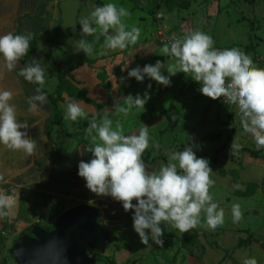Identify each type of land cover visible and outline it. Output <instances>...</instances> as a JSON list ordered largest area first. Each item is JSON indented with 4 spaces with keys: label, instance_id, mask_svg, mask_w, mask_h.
I'll return each instance as SVG.
<instances>
[{
    "label": "crops",
    "instance_id": "0c3cea01",
    "mask_svg": "<svg viewBox=\"0 0 264 264\" xmlns=\"http://www.w3.org/2000/svg\"><path fill=\"white\" fill-rule=\"evenodd\" d=\"M62 1L0 0V35L8 32L14 34L31 33L34 37L30 42L28 55L21 58L13 71L4 70L0 74V90H8L13 93V99L10 103L15 105L17 119L21 122L25 120L28 122L29 138L36 143L34 154L31 156L26 155L22 150L12 151L0 145V175L4 177V180L0 181V190L5 192L13 190L25 196L38 194L46 200L49 208L55 206L58 210L52 214L53 218L78 203L92 204L100 210V223L110 227L117 224L118 220L127 219L132 210L125 212L120 202L111 197H101L90 192L85 187L84 179L78 176L79 161L87 162L92 158V154L86 151L87 145L82 141V134H86L85 129L88 126V121L86 119H79L78 122L65 120L67 103L69 101L78 103L88 119H91L94 113L98 114V118L101 119L107 115L113 121V128L115 122L119 120L123 124L124 133L139 130L144 123H148V133L150 131L155 133L154 136L151 134L149 136L160 141V130L168 128L164 134V139L169 140L175 137L180 140L181 151L186 144L192 146L199 158L204 152L211 153L216 147L225 143L221 142L223 134L228 129L229 123L233 125L232 122L236 120L235 117L239 118L236 116L238 108L235 105L221 104L202 95L198 90L200 85L190 77H186L182 72L170 77L171 85L168 87L160 85L148 77H145L142 83L132 78L133 83L126 85L119 83L118 77L122 75L121 77L126 78L127 70L131 66H133L132 68L136 67V59L139 57L143 59V66L155 64L156 60L164 62L165 69H162V74L168 75L166 67L175 63V58L164 55L162 53L163 47L157 43L153 36L156 16L162 13L160 12L162 7L164 8L162 10L166 9L173 13L185 15L182 19L175 18L174 26L170 27L165 22V16L162 13L163 22L169 31L173 29V31L178 32L179 30V34L182 36L188 32L200 30L213 38L214 48L220 50L238 48L250 56L254 65L259 68H264V46H261L264 37L258 34L259 27L256 20L243 25L242 29L237 26L233 28L229 25L226 31H220V34H216L213 29L216 22L212 18L213 16L219 17V13L222 11L220 2L214 4L217 0H200L197 7L192 6L194 0H178L174 4L170 0H158L162 7L158 9L157 3V8L151 10L141 4L139 7H135L131 0H75V12L80 11V16L83 18L88 17L85 11L87 5H91L92 11L99 2L103 5L115 4L118 9L124 7L129 12L127 17L122 18L127 26L126 30H130L133 26L141 30L139 40L135 45L129 44L124 50H113V53L109 52L111 49H106L101 54L93 51V54L86 58L85 53L79 51L77 47L81 38L74 33L75 29L62 33L65 27L62 20V15L65 14ZM247 1L254 2L253 0ZM82 6L83 10L81 9ZM77 8L78 11H76ZM187 18L191 20L188 27L185 25ZM222 36H228V38L223 39ZM93 58L95 60L92 61ZM33 59L45 69V83L42 91L47 94L48 102L39 105L35 111H29L28 98L36 95L35 90L39 85L27 82L24 77L19 75V71L31 64ZM123 67L124 70L122 71ZM57 69L69 70L72 75L71 79L77 81L80 87H86L90 98L104 105L97 108L90 102L76 100L65 93L64 100L60 102L64 125L55 124L51 134H49L53 104L48 93L54 92L59 84ZM117 70L121 71L119 75H117ZM149 83L152 85L150 89L147 87ZM145 91L149 92L150 99L144 108H133L126 117L123 114H116L114 104L126 106L125 98L128 94L135 96L139 93L143 95ZM171 104H173L172 108L166 113L165 118L160 121L159 125H154V120L160 114L159 112H165ZM21 130L24 131V129ZM232 131L234 130L232 129ZM216 133H221L220 140L208 138V135ZM246 136L253 139L251 135ZM89 143H91L90 138ZM228 144L229 147L225 149L219 164L211 172V179L214 184L210 190L213 195L220 199L222 187H225L229 182H234V176L231 175L230 171L238 165L246 167V170L236 168L241 170L238 184L240 187L245 186V188H238L240 193L244 195L245 184L255 182L257 189L252 191L250 197L255 202L259 199L264 201V159L253 156L248 150L238 151L236 155H231L229 152L231 143ZM241 147L256 149L255 145L254 147ZM260 151L264 154V148H261ZM245 153H248V156L243 158ZM147 154L143 153L142 159L145 160L147 170L151 172L154 168L153 164L150 163L152 159H145L144 155ZM224 159L228 160V163H223ZM219 168L226 170V173L229 170L228 175L217 173ZM248 169L253 170L251 172L256 173L257 177L249 173ZM237 187L235 186V192H237ZM133 203L135 204L136 201L134 200ZM111 204L114 205L113 208L110 207ZM255 209L257 211L251 212L248 218H242L238 223L232 221L234 226L230 225L229 222L226 223L227 225L220 226L224 227V231L220 234L221 239L219 241L223 242L224 234V239H227L226 242L232 240L230 248H237L236 250L239 252L236 257L240 262H243L245 255L249 258V253H244V250H247L250 252V258L257 260V264H264V220L262 219L264 210L262 206H255ZM200 228L207 229L203 226L196 227V231L199 233L198 239H200L201 234ZM248 238L250 242L239 245L241 240ZM222 244L224 245V243ZM227 245L223 254H216L215 251L211 250L206 251L203 260L207 263L206 258L209 255L212 256L211 264H215L216 259L218 261L225 260L230 255ZM229 261L232 264L235 263L231 257H229Z\"/></svg>",
    "mask_w": 264,
    "mask_h": 264
},
{
    "label": "clouds",
    "instance_id": "9594fccd",
    "mask_svg": "<svg viewBox=\"0 0 264 264\" xmlns=\"http://www.w3.org/2000/svg\"><path fill=\"white\" fill-rule=\"evenodd\" d=\"M128 15L124 7L118 9L112 3L97 6L88 17L78 21L81 36H92L99 30L96 39L105 37L104 48L124 50L129 44L138 42L141 31L135 26L126 30L122 18ZM75 25L68 26L75 28ZM110 29L115 34H110ZM33 39L31 33L8 32L0 35V74L4 70L11 72L15 69L21 58L28 55ZM213 45V38L200 30L173 37L171 43L162 48L164 55L175 58V63L166 67L168 75L162 74L164 62L156 60L155 64L131 68L127 78H135L142 83L148 77L168 87L171 85L170 77L184 73L200 85L198 90L202 95L212 100L222 97L226 104L238 108L244 132L251 135L256 149L260 150L264 148V68L256 67L251 57L238 48L220 50ZM77 47L85 55L93 52L92 43L84 38L80 39ZM44 72L45 69L34 59L19 71L27 82L39 85L35 90L36 95L28 98L29 111H35L39 105L48 102L47 94L42 91ZM147 87L150 89L152 85L149 83ZM12 99L11 91L0 90V145L12 151L22 150L31 156L36 143L29 138L28 122L18 121L15 105L10 103ZM149 99L148 91L143 95L128 94L126 106L114 104L115 112L126 117L133 108H144ZM64 119L88 121L85 132L91 146L86 151L92 154V158L87 162L79 161L78 176L84 179L85 187L90 192L113 198L122 204L125 212L132 210V227L142 244L147 245L151 240L163 247L164 229L161 225L184 234L197 226L214 231L224 224L225 211L209 191L214 184L212 168L206 158L197 157L192 146L186 144L183 151L168 154L167 164H161L158 170L149 172L142 159L149 147L146 125L138 132L125 135L119 120L113 128V121L107 115L101 119L94 113L88 119L82 107L73 101L67 103ZM240 148L241 145L233 139L229 152L236 155ZM3 180L4 177L0 175V181ZM15 205L14 197L0 192V218L8 216ZM201 213L204 214L203 223ZM231 216L233 223L243 218L238 204L231 206ZM242 264H257V260L245 258Z\"/></svg>",
    "mask_w": 264,
    "mask_h": 264
},
{
    "label": "rangeland",
    "instance_id": "374dc122",
    "mask_svg": "<svg viewBox=\"0 0 264 264\" xmlns=\"http://www.w3.org/2000/svg\"><path fill=\"white\" fill-rule=\"evenodd\" d=\"M253 1L254 2L252 1L248 2L247 0H217L214 4L220 2L222 11L219 13V17L213 16L212 18V20L216 22V26L213 27L214 32L216 34H220V31L222 32L226 31L229 25L233 26V28L237 26L239 29H242L243 25H247V23L256 20L257 25L259 27L258 34L264 37V0H256V1L253 0ZM199 2L200 0H194L192 6L197 7L199 5ZM140 3L143 7L149 10L153 8L156 9L157 3H158L157 5L158 9L162 7L161 4H159L158 0H140ZM90 7L91 5H87L85 8L87 16H89L92 11ZM81 9L83 10V6L81 7ZM162 9L164 8L162 7ZM162 9H160V12L164 14L165 16L164 20L166 23L170 25V27L174 26V23L176 22L175 18L182 19V17L185 16L182 15V13L177 14L175 12L173 13L166 9L165 10ZM78 10L79 9L77 8L76 11ZM242 17H245V19H242ZM81 18L83 17L80 16V11L77 12L76 15L70 17V19L69 18L67 19L65 17V14L62 15V20L64 21L65 26L76 24L74 28L75 29L74 33L79 38L81 39L84 38L88 41L91 36L82 37L80 33L81 25L79 24L78 21ZM187 19L188 20L185 21L186 27H188L191 23V20L189 18ZM70 29L73 28H71V26L64 27L62 33H67L71 31ZM98 32L99 30L97 31V33ZM171 32L181 36L179 34V30L178 32H175L173 31V29H171ZM97 36H99V34L94 35L95 43L93 44V51H96L101 54L106 50V48L103 47L105 37L100 36L99 40H97L96 39ZM149 36L151 37L150 32H149ZM222 37L223 39L228 38V36H222ZM160 46L163 47V45ZM261 46H264V41H262ZM109 52L113 53V50L111 49V51ZM91 60L93 61L95 59L93 58ZM136 61H137L136 66L139 65L140 67H143L142 63L144 62L141 57L137 58ZM132 67L133 66H131L130 68L128 67L129 68L128 70H130ZM120 72H121L120 70L119 71L117 70V75H119ZM100 75L104 76L103 74ZM121 76L118 77L119 83H123L126 85L133 83L132 78H127V76H125L127 79L123 80L122 79L123 77ZM74 82L78 84L77 81ZM58 86L56 90H54V92H50L48 94L56 95ZM159 113L160 114H158L154 120V125L155 124L159 125L160 121H162L166 116V113L164 111H160ZM236 116H238L239 118L235 117L236 120L232 122L233 125H230L229 123V125L227 126L228 129H226V131L224 132L223 139L221 140V142L228 141V143H231L233 139H235L236 142H238L241 146L254 147L255 142L253 141V139L249 138L248 136L245 137V135H250V134L244 132L241 125L240 115L236 113ZM145 125L148 127V123H144L141 127ZM232 129L234 131H232ZM166 130H160L161 131L160 141H158L159 139L155 140L153 137L151 138V136H154L155 133H153L152 131H150L149 133V135L151 134V136H149V147L145 150L144 153L150 154L148 158L152 159L150 163L153 164L152 165L154 168L153 171L159 169V167L161 166L159 163L165 164L162 158L163 154L168 156V154L172 152L181 151L180 140H178L175 137H173L174 139L170 138L169 140L164 139V134L166 133ZM134 132H138V129L133 132L126 131L124 134L131 135ZM156 145H158V147H156ZM247 154L248 153H245L243 155V158L244 157L246 158L248 156ZM153 158L155 159L153 160ZM222 162L228 163V160L224 159ZM236 168L238 169L244 168V170H246L245 166L237 165ZM236 168L230 171L231 175L234 176L233 179L234 182L232 183L229 182L225 187H222V191L220 192L219 195L220 199H218L217 196H214L212 191L209 190L210 194L213 196L214 201L217 202L219 206L223 208L225 211L223 225H227L226 223L229 222L230 225L234 226V224L232 223V216H231V206L233 204H238L240 206L241 212L243 214V218H248V215L251 212L255 213V211H257L255 209V206H262L264 210L263 200L259 199L255 202V200L250 197V194L252 193L253 190H255L257 186L248 187V185L245 184L246 190L247 189L250 190L249 193L243 195L242 193L238 192V188L240 187V185L238 184L239 183L238 177L240 176L241 170H238ZM214 170L215 169L212 168V171ZM248 171L249 173L257 177L256 173L251 172L253 170L248 169ZM217 173L221 175L222 173H226V170H224L223 172V170L218 169ZM228 173L229 170L227 171L226 174H222V175H228ZM235 186L236 187L238 186L236 188L237 192H235ZM240 188H245V186L244 187L241 186ZM263 189H264V185H263ZM245 191H243V193ZM0 192H3L4 194L7 195H12L16 200V205L10 210L9 215L4 218H0V264H19L15 256L12 253H10V249L13 247L15 242L19 241L21 239V236L29 235L32 231L33 224H40V225H44L46 228H51L54 225L55 218L52 219V215L50 213L47 214L48 210L50 211L51 209L52 214L56 213L58 210H56L53 204H52L53 207L49 208L48 204L46 203V200H44V198H42L38 194H31L29 196H25L22 195L20 192H15L13 190H9L6 192L4 190H0ZM253 203L255 205H252ZM110 207L113 208L114 205L111 204ZM132 214L133 213H131V215H129L127 219L125 218L118 220V222H116L117 224L110 226L111 238L108 247L105 250L101 252H94V251H91V253L89 252L91 255H95L98 264H163L165 261V256H163L164 252L168 254L169 259L175 258V261L172 264H211L212 261L211 255H209L208 258H206V260H208L207 263L205 260H203V256L205 252L211 250L213 252L215 251L216 254L219 253L223 254V252L226 250L225 249L226 244H228L227 247L230 250V255L226 257L225 260L221 259L218 261L216 259L214 263L232 264V262L229 261V257H231L236 264H242V262H240L236 257V255L239 252L238 250H236L237 248L235 249L230 248L232 246V240L226 242L227 239H224L225 236L224 234L223 242H222L224 243V245L219 241L221 239L220 234L223 233L224 227H218L214 231L200 228L199 230L201 231L200 232L201 234H200L199 244L195 246V248H193L192 251H188L187 249H184L180 243V240L193 233V231L196 230V228H193L190 232L182 234L178 230H175L171 227H166L165 225H161L162 229H164V236L162 237L164 240V246L159 247L155 245V243L152 242L151 240H149V243L147 245H144L140 242V238L138 234L134 231L132 227ZM202 218L203 216L201 214V219ZM262 219L264 220L263 216ZM244 253H249L248 255L250 258L249 251L244 250ZM123 256L124 258H122ZM245 258H248V256L245 255L243 259Z\"/></svg>",
    "mask_w": 264,
    "mask_h": 264
},
{
    "label": "water",
    "instance_id": "95a60500",
    "mask_svg": "<svg viewBox=\"0 0 264 264\" xmlns=\"http://www.w3.org/2000/svg\"><path fill=\"white\" fill-rule=\"evenodd\" d=\"M65 17L75 13V0H63ZM100 210L89 203H78L61 212L52 229L33 224L29 235L10 249L19 264H98L95 255L108 247L109 226L99 221Z\"/></svg>",
    "mask_w": 264,
    "mask_h": 264
},
{
    "label": "trees",
    "instance_id": "16d2710c",
    "mask_svg": "<svg viewBox=\"0 0 264 264\" xmlns=\"http://www.w3.org/2000/svg\"><path fill=\"white\" fill-rule=\"evenodd\" d=\"M134 3L135 7H139L140 0H131ZM178 0H170V2H172V4L177 3ZM103 4L101 2H99L98 6H102ZM95 34H99L95 33ZM94 34V35H95ZM110 34H115L114 30H110ZM94 35H92L88 42L92 43V45L95 43L94 40ZM86 58L89 57V55H85ZM59 76V86L58 89L56 91V95H52L49 94L50 98L52 99V104H53V110H52V114L50 117V123H49V134H51V130L52 127L55 124H61L64 125L63 123V111L60 108V102L62 100H64V94L67 93L69 97L74 98L76 100H85L87 102H90L92 104H94L97 108H101L104 104L95 101L94 99L90 98L88 96V90L86 87H80L78 84H76V82L72 81L71 79V74L70 71L67 69H58L56 70ZM222 104V103H221ZM171 104L168 108V110L165 111V113H168V111L172 108ZM222 106V105H221ZM221 137V133H216V134H210L208 135V138L212 139V140H220ZM82 141L87 145V147L91 146V143H89V138L86 139V134H82ZM229 147L228 141H226L225 143H223L222 145L216 147L211 153H207L204 152L201 157L206 158L209 161V165L211 168L215 169L216 166L219 164L221 157L223 156V153L225 151L226 148ZM249 151L253 156L256 157H261L264 159V154L261 153L260 150H254V149H250L247 147H241L239 149L240 152L242 151ZM150 154L144 155L145 159H149ZM163 160L165 161V163H168V158L166 155L163 154L162 156ZM220 170H223V168H219ZM248 187L249 186H257V183L255 182H248L247 183ZM249 189H247L244 194H248L249 193ZM238 192H240V190H238ZM47 205V204H46ZM51 214L52 215V211L50 209V211L48 210L47 214ZM54 216H52L53 219ZM42 227H44L45 229H52L54 227V225L51 228H46L44 225H41ZM199 233L194 230V232L187 237H184L180 240V243L182 245V247L184 249H187L188 251H192L193 248L195 246H197L199 244V239H198ZM250 242L249 238L245 239V240H241L239 245H243ZM91 251H93L92 249H89L88 252L91 253ZM163 256H165V261L163 264H172L175 261V258L169 259V256L166 252L163 253Z\"/></svg>",
    "mask_w": 264,
    "mask_h": 264
},
{
    "label": "built area",
    "instance_id": "2783aa9c",
    "mask_svg": "<svg viewBox=\"0 0 264 264\" xmlns=\"http://www.w3.org/2000/svg\"><path fill=\"white\" fill-rule=\"evenodd\" d=\"M154 37L158 44L164 46L165 44H170L173 37H181V36H179L176 33H172L171 31L167 29V27L165 26L163 22V15L159 13L156 16V22H155V27H154ZM214 101H218L225 105H229L224 102V99L222 97ZM8 196H12V195H8Z\"/></svg>",
    "mask_w": 264,
    "mask_h": 264
}]
</instances>
